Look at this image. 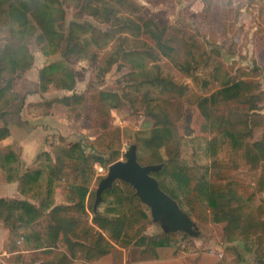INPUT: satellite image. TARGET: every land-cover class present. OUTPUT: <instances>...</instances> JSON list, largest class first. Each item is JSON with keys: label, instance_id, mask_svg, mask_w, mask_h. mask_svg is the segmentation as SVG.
<instances>
[{"label": "rangeland", "instance_id": "374dc122", "mask_svg": "<svg viewBox=\"0 0 264 264\" xmlns=\"http://www.w3.org/2000/svg\"><path fill=\"white\" fill-rule=\"evenodd\" d=\"M28 1V25L22 32L13 34L6 12L0 13V128L12 131L13 143L29 139L25 152L20 149L19 171L33 170L41 161L40 151L47 150L53 161L57 148L74 142L103 157L119 147L118 158L134 143L141 163H159L150 161L152 148L144 140L153 137L155 127L168 125L170 139L157 145L163 165L171 149L177 148L180 158L179 138H188L181 141L187 157L225 192L227 205L240 207L243 215L237 233L228 238L226 231L235 223L226 217L214 221L210 204L198 197L194 210L190 203L180 204L197 223L198 234L171 232L173 244L153 245L150 240L165 232L143 203L148 219L137 224V230L149 237L148 243L111 241L105 254L92 255L84 238L49 231L50 207L19 230L28 229L27 236L4 241L0 264H264L259 261L264 259V0H38L48 5L42 25L35 16L41 7ZM104 5L141 24L142 30L144 22L151 29L161 28V40L171 46V55L161 54L147 33H138L129 20L126 29L113 27L103 17ZM72 44H81V53H75L77 47L69 52ZM147 46L156 55L133 69L131 51ZM12 55L29 66L8 68ZM57 61L72 70L73 88L50 83L41 90L40 69ZM147 73L172 84L150 85L142 81ZM234 81L242 84L239 96L220 99L206 111L200 108L201 98ZM173 83L177 86L172 88ZM102 90L115 93L118 105L99 102ZM226 129L241 134L239 145L232 144ZM204 140L213 142L211 154ZM22 156L31 160L26 167ZM108 164L94 161L91 192L85 198L89 219L97 183ZM45 179L54 195L58 192L54 204L64 200L69 176L56 180L47 169ZM33 200L37 204L36 197ZM97 208L102 211L104 203Z\"/></svg>", "mask_w": 264, "mask_h": 264}, {"label": "trees", "instance_id": "16d2710c", "mask_svg": "<svg viewBox=\"0 0 264 264\" xmlns=\"http://www.w3.org/2000/svg\"><path fill=\"white\" fill-rule=\"evenodd\" d=\"M91 1V0H88ZM31 4L40 6L37 17L39 23H46L45 16L48 17L47 4L32 0ZM100 5L94 8L93 14L97 16ZM29 8L28 0H0V13L6 12L10 19L11 29L15 32H22L27 28L26 11ZM104 19L108 20L113 27L126 29L129 19H124L122 15L114 12L111 5H104L102 8ZM138 33H147L149 39L155 44V48L163 55H171V46L161 40L160 32L162 29H151L149 22L142 25L133 20H129ZM47 30V27H45ZM77 47V50L75 48ZM81 44L70 46V51L76 54L81 53ZM69 52H67L69 54ZM135 60L132 61V67H142L144 63L156 55L153 47L147 46L143 49L133 50ZM28 61L18 62V58L12 55L7 65L13 71L23 69L29 66ZM61 62H52L40 69V89L46 90L48 84L52 83L55 87L71 89L74 86V76L72 70L68 67L61 66ZM142 81H147L150 85L172 84V81L159 75L147 73L143 76ZM137 83V87L141 85ZM177 85L173 83V87ZM242 90V84L239 81L225 83L221 88L200 99L199 106L206 111L210 104L217 103L220 99H231L239 96ZM1 93V90H0ZM68 96H64L65 99ZM61 99V98H60ZM97 100L108 106H117L118 98L115 93L100 91ZM208 113V112H206ZM156 116V113H153ZM159 117V116H158ZM164 114L161 120H164ZM171 128L168 125L162 128L155 127L152 129V138L144 140V145L152 148L150 161H162V156L157 145H163L170 139ZM160 132V133H159ZM9 133L8 128H0V140ZM160 134V138H159ZM232 142L237 146L240 144L241 134L234 129H226L225 133ZM188 138L181 136L179 138L180 158L177 154V148L169 150L172 156L169 157L165 164L157 171H152L159 182L160 187L170 196L178 201L179 204L186 202L191 205L190 210L197 207V199H204L210 204L212 209V219L214 221L223 220L225 217L235 223L233 228L226 231L228 238H232L237 233L236 226L241 222L238 220L243 214L240 207L230 208L226 202L225 192L223 193L217 185L209 182L206 171L201 170L200 166L195 164L187 157L185 148L181 141ZM208 154L213 152L214 144L211 140H204ZM112 143V142H111ZM20 145L16 143L0 146V174L3 181H18L19 191L27 197H36L38 204H34L27 198L0 197V220L9 228V241H20L24 235L27 236L28 229L19 233L21 228L31 224L38 219L45 211L49 209L51 224L48 225L49 231L55 234L61 230L70 231L76 236H80L88 241V250L92 255L105 254L115 241L122 245L134 243L144 245L148 243L144 234L139 235L137 224H142L148 219L146 206L139 200L134 193V189L124 181L114 182L112 187L102 192V201L104 209L93 210L91 207V218L86 211V195L91 192L89 181L92 177V167L94 161L110 163L120 155L119 147L112 150L108 157H103L98 153L85 152L80 142H74L66 147H60L55 150V159L50 160L47 150H42L37 155L41 158L40 163L33 170L23 173L19 171ZM48 172L56 180H61L69 176L68 182L64 185V200L54 204V188L50 181L45 179L44 172ZM195 193L197 197H195ZM98 206V205H97ZM229 207L226 210V207ZM238 227V226H237ZM137 231V233L134 231ZM31 233V232H29ZM170 233H164L157 239L150 240L153 245H168L175 242L174 237L170 238ZM21 235V236H20ZM230 235V236H229ZM20 236V238H19ZM250 249V247H248Z\"/></svg>", "mask_w": 264, "mask_h": 264}, {"label": "water", "instance_id": "95a60500", "mask_svg": "<svg viewBox=\"0 0 264 264\" xmlns=\"http://www.w3.org/2000/svg\"><path fill=\"white\" fill-rule=\"evenodd\" d=\"M163 165L159 163H141L137 156L136 144H130L123 151V158L110 162L106 174L101 177L95 189L93 210L102 200V192L112 187L116 180L128 183L150 212L151 220L158 224L165 233L180 231L194 236L199 232L197 223L181 205L165 192L158 179L151 174ZM264 262V259H260Z\"/></svg>", "mask_w": 264, "mask_h": 264}, {"label": "crops", "instance_id": "0c3cea01", "mask_svg": "<svg viewBox=\"0 0 264 264\" xmlns=\"http://www.w3.org/2000/svg\"><path fill=\"white\" fill-rule=\"evenodd\" d=\"M25 139L26 138L20 139V141H22V142L16 143V144L20 145L21 150H23L24 152H25L24 142L26 140H27V142H29V139H26V140ZM13 142H15V141L13 139L12 131L10 132V130H9L8 135L6 137H4L3 139L0 140V146L3 145V144L13 143ZM27 156L30 157L29 155H27ZM24 158H26V157L25 156H22V158H20V159L24 162V164L26 163L24 165V167H26L29 164V161L31 162V160L29 158H28L29 160H23ZM25 171H27V170L26 169L23 170V168H22V170H20L21 173H23ZM62 195H63V193L61 194V197H62ZM54 196H55V200L56 199L59 200L57 198V196H58V192L57 191L55 192V195ZM0 197L27 198L31 202H33L34 204L36 203V201L33 200V198L27 197L26 195L22 194L19 191L18 181L17 180H14V181H3L2 178H0ZM61 202H66V200L65 201L64 200H60L57 203H61ZM37 204H38V202H37ZM8 235H9V228H8V226H6L5 224H3V222L0 220V248L2 247L4 241L6 242L8 240ZM0 255H2V254L0 253Z\"/></svg>", "mask_w": 264, "mask_h": 264}, {"label": "built area", "instance_id": "2783aa9c", "mask_svg": "<svg viewBox=\"0 0 264 264\" xmlns=\"http://www.w3.org/2000/svg\"><path fill=\"white\" fill-rule=\"evenodd\" d=\"M95 166H97V164ZM98 168L101 169L102 167L101 166H98Z\"/></svg>", "mask_w": 264, "mask_h": 264}]
</instances>
